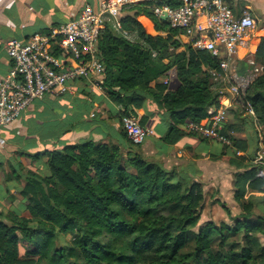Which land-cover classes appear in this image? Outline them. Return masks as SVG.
Segmentation results:
<instances>
[{
    "label": "trees",
    "instance_id": "1",
    "mask_svg": "<svg viewBox=\"0 0 264 264\" xmlns=\"http://www.w3.org/2000/svg\"><path fill=\"white\" fill-rule=\"evenodd\" d=\"M121 26L131 37L111 24L101 28L102 92L124 108L131 92L149 94L168 116L169 126L160 137L167 144L194 134L184 124L218 107L220 84L212 73L220 71L216 58L194 49L189 40L175 38L181 31L153 14L151 3L125 10ZM253 56L263 69L245 90V98L264 127V36ZM170 70L180 81L177 88H169L167 81L151 85ZM124 108L122 115L135 116L143 126ZM244 119L256 136L253 120ZM226 124L223 133L231 139ZM127 142L126 149L109 137L89 138L28 154L44 157L50 174L13 173L22 181L24 210L17 214L0 209V264H264V244L256 237L264 232V215L256 216L253 199L244 198L247 189L263 192L264 176H256L255 167L234 177L239 213L233 215L228 204L221 203L233 223L209 220L195 231L204 202L202 185L174 180V170L141 152L143 143ZM239 232L243 243L228 241ZM63 233H73L70 246L61 243ZM190 243L192 250L182 252Z\"/></svg>",
    "mask_w": 264,
    "mask_h": 264
},
{
    "label": "crops",
    "instance_id": "2",
    "mask_svg": "<svg viewBox=\"0 0 264 264\" xmlns=\"http://www.w3.org/2000/svg\"><path fill=\"white\" fill-rule=\"evenodd\" d=\"M99 1L0 0V81L10 65L6 53L7 40L27 39L34 33L45 32L50 27L77 17L85 4L96 7ZM187 40L186 37L183 39L184 42ZM256 43L252 46L253 52ZM182 49L180 47L177 51ZM96 78L103 81L101 74L89 80L69 82L63 94H46L32 102L17 120L0 129V209L12 210L17 214L24 210V198L20 195L22 181L16 179L13 173L23 176L26 171H30L41 177L50 174L44 157L33 158L28 154L60 149L67 143L89 138L99 140L109 137L124 148L129 147L120 122L124 107L111 102L102 92V86L95 87ZM156 81H167L168 87L172 89L180 84L172 70L163 72L151 85ZM79 85H86L90 98H82L81 93H78ZM130 94L132 100L124 109L134 112L141 124L152 131L142 144L141 152L148 157H157L163 167L174 170V180L180 178L199 182L204 200L206 189H217L213 206L219 205L222 211L224 208L219 201H225L231 213L238 214L240 208L234 200V177L252 167L258 170L262 165H257L259 163L255 161L257 139L253 125L239 113L236 109L238 105L230 96L225 95L228 106L226 128L233 135L234 142L242 147L234 142L227 147L214 140L202 139L195 133H185L177 142L167 144L160 140L169 126L167 114L157 108L146 92L136 90ZM88 111L90 116H87ZM246 192L248 195H244L245 199L258 193L251 189ZM256 210L258 206L253 205V212ZM222 213L226 214L225 210Z\"/></svg>",
    "mask_w": 264,
    "mask_h": 264
},
{
    "label": "built area",
    "instance_id": "3",
    "mask_svg": "<svg viewBox=\"0 0 264 264\" xmlns=\"http://www.w3.org/2000/svg\"><path fill=\"white\" fill-rule=\"evenodd\" d=\"M141 3H151L152 13L165 14L169 26L181 31L191 46L207 52L218 62L214 81L230 95L240 112L253 120L257 136L255 161L262 165L256 176H264V127L257 122L245 90L261 73L262 66L254 60L252 46L256 43V20L250 7H234L229 0H100L96 7L85 4L77 17L50 27L27 39L11 38L6 42L10 60L0 81V129L17 120L23 111L48 93L63 94L69 82L91 79L103 73L98 39L106 24L125 36L121 16L125 10ZM264 29V27H263ZM103 81L96 78L95 87ZM218 107L205 119L188 121V132L231 146L223 133L228 106L219 93ZM126 137L142 144L152 133L131 114L120 117Z\"/></svg>",
    "mask_w": 264,
    "mask_h": 264
},
{
    "label": "rangeland",
    "instance_id": "4",
    "mask_svg": "<svg viewBox=\"0 0 264 264\" xmlns=\"http://www.w3.org/2000/svg\"><path fill=\"white\" fill-rule=\"evenodd\" d=\"M229 2L232 4V6L234 7H239V6H245V5H249L254 16H255V20H256V39L257 42L259 41V38L261 36H264V0H229ZM175 38H177L179 41H183V39L185 38L182 34H180L179 32L175 33ZM188 41V40H187ZM184 42V41H183ZM257 44V43H256ZM180 48H178L179 50ZM90 83V82H89ZM80 89L78 90V93H81L82 98L83 99H88L91 97L90 91H88L86 88V85H79ZM67 91V90H66ZM219 93H222L223 95H229L227 92H225L224 89H219L218 90ZM230 96V95H229ZM237 110H239L240 112V107L237 106L236 108ZM242 114V113H241ZM90 116V111H88V115ZM227 122V121H226ZM231 139L234 142L235 139L233 138V135L231 134ZM256 165V164H253ZM257 165H261V164H257ZM251 166V165H250ZM39 193L41 196H44V191L42 189V187H39ZM217 193V189H213L212 187H209L208 189H206L205 191V200L203 202L202 205V209H201V215H200V219L198 222L197 227L194 229L195 231L198 230V227L203 226L207 221L211 220L214 223H219L222 219L230 224L233 223L232 220H230V218L228 216H226V214H223L222 211L224 212V210L219 207V205L217 206H213L215 203V200L213 199L214 196H216ZM244 195H248L247 192H245ZM253 202L255 201L256 204L258 206V210L255 211L256 216H261L264 215V187H263V192L262 193H254V195L252 194ZM219 203L223 204L225 203L222 201H219ZM237 203V202H236ZM237 206H239V204L237 203ZM242 232H239L237 234H233L230 235L228 241L229 242H240L243 243L242 241ZM72 235L73 233H63L61 234L60 237V241L64 246H70L71 244V239H72ZM257 237V241L259 244H264V232L262 233H257L256 234ZM193 248V243H190L186 248H184L182 250V252H189L191 251Z\"/></svg>",
    "mask_w": 264,
    "mask_h": 264
},
{
    "label": "water",
    "instance_id": "5",
    "mask_svg": "<svg viewBox=\"0 0 264 264\" xmlns=\"http://www.w3.org/2000/svg\"><path fill=\"white\" fill-rule=\"evenodd\" d=\"M166 18V16H165V14H163L162 16H160V19H165Z\"/></svg>",
    "mask_w": 264,
    "mask_h": 264
}]
</instances>
